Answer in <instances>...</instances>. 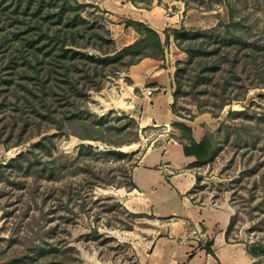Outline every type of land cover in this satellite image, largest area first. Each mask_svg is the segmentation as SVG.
Instances as JSON below:
<instances>
[{"label": "rangeland", "instance_id": "rangeland-1", "mask_svg": "<svg viewBox=\"0 0 264 264\" xmlns=\"http://www.w3.org/2000/svg\"><path fill=\"white\" fill-rule=\"evenodd\" d=\"M134 1L149 8L156 4L165 10L160 17L161 23L156 26L159 31L146 24L155 29L159 36H164L163 31L168 30V37H172L175 45L164 64L174 65L175 69L177 65L189 61L188 54L181 49L189 40L179 31L185 17V6L205 11L209 9L211 13L220 12L223 8V0ZM226 1L233 19L239 21L234 31L248 41L259 39L258 48L238 50L236 68L230 67L227 62L222 63L225 71L219 78L230 75V82L223 93L229 103L219 111L216 104L220 102L222 85L219 82L223 79L213 81L208 86L198 84L191 87L190 74L186 72L184 79L181 77L183 95L178 98L177 108L185 117L199 115L198 110L201 109L218 111L217 117L206 112L214 118L210 128L214 134L215 153L207 163L195 165V174L201 175L202 179L191 189L190 196L195 203L213 207L223 216L232 217L229 229L232 242L264 243V86L253 87L258 80L262 82L260 72H264V47L261 46L264 41V0ZM81 2L94 5L86 6L83 16L89 22H98L109 29L114 41L111 48L118 49V36H123V40L127 38L122 33L117 34L123 27L121 20L129 18L122 15L111 17L99 5ZM192 10L189 9L187 13ZM219 22L222 23L217 17H209L200 21L192 31H203ZM162 23L168 24L166 29ZM213 46L211 44L209 48ZM80 50L99 54L91 47ZM256 60L257 64H254ZM127 68L107 75L103 87H112L116 81L119 82ZM173 79L175 84L174 73ZM99 91L90 89L82 106L88 109L83 113L85 120L99 129L94 135L102 139H81L68 132L55 135L53 156L59 166H64L61 172L56 173L57 179L38 175L36 169L31 172L25 168L3 169L0 177V250L5 249V255L0 259V264L24 256L27 250L24 239L32 236L38 225L42 233L49 231L42 237L45 240L57 242L58 246L65 244L75 247L81 258L80 264H137L134 244L140 246L146 236L148 241L155 234L154 219L150 215L129 211L118 199L117 188H127L119 184L126 183L127 174L131 173L141 153L153 142L162 141L168 135H165L163 126L140 127L130 114L109 108V103L105 101L107 92ZM23 92V89L19 91ZM233 110L242 113L235 114ZM8 113L9 109H6L0 114V119L5 120ZM44 130L41 135L57 132L54 128ZM77 130L82 131L80 127ZM36 131L37 128L33 132ZM39 137L36 134L20 145L0 144V164L28 149ZM81 142L92 144L93 151L100 153H86L85 157L79 158ZM107 148L122 150L124 154H106L104 150ZM36 152L43 161L51 158L43 150L37 149ZM91 169L97 174L93 175ZM6 175L9 179L5 178ZM107 180L114 184L107 183ZM61 187L65 191H61ZM116 200L122 206L114 203ZM72 209L80 213L73 216ZM52 227L55 229L51 230ZM93 227H97L102 236L91 235ZM8 236L17 239L7 248V241L2 238ZM34 238V243L41 240L37 236ZM251 260L253 262L255 258ZM256 264H264V256Z\"/></svg>", "mask_w": 264, "mask_h": 264}, {"label": "trees", "instance_id": "trees-1", "mask_svg": "<svg viewBox=\"0 0 264 264\" xmlns=\"http://www.w3.org/2000/svg\"><path fill=\"white\" fill-rule=\"evenodd\" d=\"M131 1L137 4L136 1ZM89 5L93 4L79 0H0V114L9 109L8 117L3 121L0 119V144L20 145L36 134L40 135L28 149L0 164V177L3 175V169L9 167L12 170L25 168L28 172L36 169L38 175H46L47 179H57L56 173L61 172L64 166H59L55 161L56 157L53 156L55 135L68 132L81 139H102L99 135H94L99 129L87 122L83 115L84 112H88L82 105L89 90H101L107 75L124 70L144 57L163 59L164 46L158 32L145 22L131 18L125 20V27L131 26L138 32L139 37L119 49L111 48L114 41L109 29L98 22H89L83 16L86 6ZM141 6L148 8L145 5ZM222 6V10L215 13H211L209 9L205 11L185 6V17L179 31L189 40L185 46H181L182 51L188 54L189 61L177 65L174 70L175 87L171 103L172 111L179 116L185 117L177 108V101L183 95L181 77H185L186 72L190 74L188 79L191 81V87L198 84L208 86L213 81L219 82L223 79L219 82L222 85L220 102L216 104L219 111L229 103L223 97V93L230 82V75L219 78L225 71L222 63L227 62L230 67L236 68L238 50L258 48L259 39L248 41L238 34L239 32L234 31L235 24L239 21L233 19L226 0H223ZM189 9L193 10L187 13ZM209 17H217L222 23L219 22L203 31H192L199 26L200 21ZM211 44L214 46L209 48ZM261 46L264 47V41ZM87 47L97 50L99 54L80 50ZM253 57L256 58L255 53ZM253 62L257 64V60ZM78 71L82 73H77ZM263 73L260 72L262 82L258 80L253 87L264 86ZM21 89L25 92L19 93ZM218 111L207 108L198 110V113L209 112L217 117ZM232 113L242 112L233 110ZM193 117L194 114L189 116L191 119ZM172 125L182 131L184 140H180V143L183 152L185 155L195 157L194 166H201L212 159L215 142L209 126L202 125L203 133L196 141L190 126L181 122H173ZM78 127L82 129L81 132L77 130ZM35 128L37 131L33 132ZM46 128H54L57 132L41 135ZM36 148L43 150L52 159L43 161L38 156ZM93 150L92 144L81 142L78 156L83 158L86 153H100ZM104 151L106 154L123 153L122 150L115 148H107ZM91 172L93 175L97 174L92 169ZM6 176L5 178L9 179V176ZM201 179V175L195 174V185L200 183ZM106 182L114 184L110 180ZM119 186L131 188L133 186L131 174H127L126 183ZM60 190L65 191L63 187ZM114 203L120 204L117 200ZM71 211L73 216L80 213L73 209ZM231 223L232 217L226 229L227 241ZM45 231L42 233L38 225L34 234L24 239V247H27L24 256L11 258L4 264L81 263L75 247L65 244L58 246L57 242L45 240L42 237L49 232ZM90 233L94 237L102 236L97 227H93ZM35 236L41 240L34 243ZM2 239L7 241L8 248L17 238L8 236ZM212 242V239L207 240L205 249L214 254L210 247ZM245 245L246 251L255 258L250 264H256L264 256V243L247 242ZM4 253L5 249L0 250V259H3Z\"/></svg>", "mask_w": 264, "mask_h": 264}, {"label": "crops", "instance_id": "crops-1", "mask_svg": "<svg viewBox=\"0 0 264 264\" xmlns=\"http://www.w3.org/2000/svg\"><path fill=\"white\" fill-rule=\"evenodd\" d=\"M79 1L99 5L111 17L122 15L143 21L157 31V24L162 21L160 17L163 11L165 13L156 4L146 8L131 0ZM121 21L123 27L117 34L122 33L127 38L123 40V36H118V49L138 38L135 30L125 27L124 19ZM162 24L166 29L168 24ZM167 31H163L164 36L160 35L165 48L164 60L144 57L130 65L119 82L99 91L107 92L105 101L109 108L130 114L140 127L163 126L168 135L162 141L153 142L138 157L130 171L133 186L117 188L118 199L129 211L150 215L155 221V234L150 240L146 241V236L143 244H134L137 264H250L252 257L245 243L227 241L226 229L231 216H223L213 207L195 203L190 196L195 186V157L184 154L180 143L184 140L182 131L172 123L190 126L198 141L203 133L202 125L212 127L214 118L203 112L190 119L172 111L175 67L164 61L175 44ZM148 89L151 94H147ZM211 239L214 254L205 249L206 241Z\"/></svg>", "mask_w": 264, "mask_h": 264}, {"label": "built area", "instance_id": "built-area-1", "mask_svg": "<svg viewBox=\"0 0 264 264\" xmlns=\"http://www.w3.org/2000/svg\"><path fill=\"white\" fill-rule=\"evenodd\" d=\"M151 93H152L151 89H148L147 94H151Z\"/></svg>", "mask_w": 264, "mask_h": 264}]
</instances>
